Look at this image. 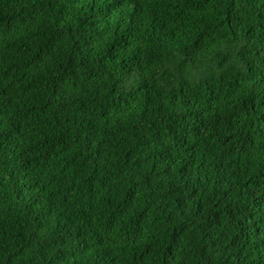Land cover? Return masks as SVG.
<instances>
[{"label": "trees", "instance_id": "16d2710c", "mask_svg": "<svg viewBox=\"0 0 264 264\" xmlns=\"http://www.w3.org/2000/svg\"><path fill=\"white\" fill-rule=\"evenodd\" d=\"M0 264H264V0H0Z\"/></svg>", "mask_w": 264, "mask_h": 264}]
</instances>
